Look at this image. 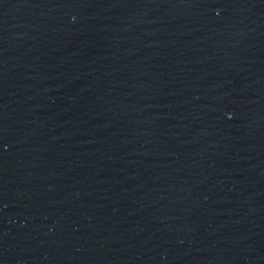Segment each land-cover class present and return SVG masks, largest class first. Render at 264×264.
<instances>
[{"label": "water", "instance_id": "1", "mask_svg": "<svg viewBox=\"0 0 264 264\" xmlns=\"http://www.w3.org/2000/svg\"><path fill=\"white\" fill-rule=\"evenodd\" d=\"M0 264H264V0H0Z\"/></svg>", "mask_w": 264, "mask_h": 264}]
</instances>
